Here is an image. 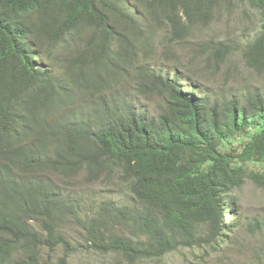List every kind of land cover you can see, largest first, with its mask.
<instances>
[{"label":"trees","instance_id":"trees-1","mask_svg":"<svg viewBox=\"0 0 264 264\" xmlns=\"http://www.w3.org/2000/svg\"><path fill=\"white\" fill-rule=\"evenodd\" d=\"M230 2L0 0V264H71L80 250L74 220L89 252L119 254L126 264L219 251L221 232L241 224L231 193L248 176L264 188V89L204 90L163 58L169 51L152 56L159 35L183 47ZM238 2L258 17L242 55L264 79V0ZM83 33L97 66L81 74L76 61L58 71L55 60L52 70L46 47ZM204 42L218 63L241 48ZM106 72H132L139 94L160 99L159 116L116 99L80 105L111 86ZM255 163L260 173L249 172ZM82 171L89 181L118 176L130 198L108 190L81 217L86 196L52 175L71 180Z\"/></svg>","mask_w":264,"mask_h":264},{"label":"rangeland","instance_id":"rangeland-1","mask_svg":"<svg viewBox=\"0 0 264 264\" xmlns=\"http://www.w3.org/2000/svg\"><path fill=\"white\" fill-rule=\"evenodd\" d=\"M214 22L208 27H199L191 34L187 43L181 46H172L169 42L162 43V36L157 37V45L153 51V59H158L163 51H169L163 57L171 60L173 65H179L186 78H190L197 86L215 93L229 91L243 92L250 88L264 89V79L253 73L243 59L244 42L251 40L258 30V17L255 11L246 4L232 0L230 6L222 5ZM205 40L219 44H237L240 51L231 52L225 62H216L206 52ZM238 47V48H239ZM94 49L93 40L87 34L70 40L66 45H61L49 50L52 60V69L57 60L58 71H63L73 66L76 61L81 74L87 73L89 67L97 66L92 59ZM238 50V49H237ZM87 52V55L83 53ZM91 72L93 69L90 70ZM134 69H133V71ZM117 76L114 72L103 73L106 81L111 86L103 94L97 96H83L79 104L89 106L102 99H111L134 102L149 110L153 117L159 116L160 99L156 95L143 96L137 91L133 73ZM112 92V93H111ZM249 172L260 173L261 168L255 163L250 165ZM52 178L70 190L86 196L90 204L82 201L81 217L92 213L93 200L102 193L112 190L113 193H122L124 199L130 197L118 185V176L103 177L98 181H89L85 171L71 180H64L59 174ZM122 191V192H121ZM237 211L240 227L233 232L223 231L221 235L225 241L218 248V252L207 254L203 249H185L169 255L160 262H144L141 264H264V188L258 181L248 176L241 187L236 188L228 199V205ZM235 219L233 215H224L226 223ZM215 219L207 218L200 223L202 234H209ZM72 231L75 234V243L80 250L71 258V264H126L119 254H98L89 252L84 244V237L78 229L79 222L74 220Z\"/></svg>","mask_w":264,"mask_h":264},{"label":"clouds","instance_id":"clouds-1","mask_svg":"<svg viewBox=\"0 0 264 264\" xmlns=\"http://www.w3.org/2000/svg\"><path fill=\"white\" fill-rule=\"evenodd\" d=\"M76 37H78V36H76ZM75 37V38H76ZM72 40V39H71ZM70 41V40H69ZM69 41H67L65 44H63V45H66ZM61 46V45H60ZM58 47V46H57ZM56 47H54V48H50V47H46V51H47V55H48V59L51 61V66H52V60L50 59V53H49V50H52V49H55ZM53 70V69H52ZM56 75H58V74H56ZM59 76V75H58Z\"/></svg>","mask_w":264,"mask_h":264},{"label":"bare ground","instance_id":"bare-ground-1","mask_svg":"<svg viewBox=\"0 0 264 264\" xmlns=\"http://www.w3.org/2000/svg\"><path fill=\"white\" fill-rule=\"evenodd\" d=\"M82 110V109H81ZM78 111V110H77Z\"/></svg>","mask_w":264,"mask_h":264}]
</instances>
